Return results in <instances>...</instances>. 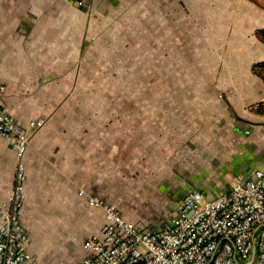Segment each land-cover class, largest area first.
<instances>
[{
	"label": "crops",
	"instance_id": "obj_1",
	"mask_svg": "<svg viewBox=\"0 0 264 264\" xmlns=\"http://www.w3.org/2000/svg\"><path fill=\"white\" fill-rule=\"evenodd\" d=\"M260 30L264 0H0L2 104L30 139L21 217L41 264H81L100 235L81 191L157 231L188 193L214 199L264 166ZM16 167L1 139L0 201Z\"/></svg>",
	"mask_w": 264,
	"mask_h": 264
},
{
	"label": "built area",
	"instance_id": "obj_2",
	"mask_svg": "<svg viewBox=\"0 0 264 264\" xmlns=\"http://www.w3.org/2000/svg\"><path fill=\"white\" fill-rule=\"evenodd\" d=\"M6 88L0 86V140L10 141L17 156L15 184L8 200L0 201V264H41L29 251L22 222L26 198L24 158L30 139L25 128L3 107ZM44 125L40 120L30 128ZM80 196L103 210L105 224L98 237L85 243L81 264H240L255 252L264 264V166L214 199L188 193L179 214L160 230L128 221L113 204Z\"/></svg>",
	"mask_w": 264,
	"mask_h": 264
},
{
	"label": "trees",
	"instance_id": "obj_3",
	"mask_svg": "<svg viewBox=\"0 0 264 264\" xmlns=\"http://www.w3.org/2000/svg\"><path fill=\"white\" fill-rule=\"evenodd\" d=\"M257 35L264 42V30H260ZM254 72L264 80V62L257 64L254 67Z\"/></svg>",
	"mask_w": 264,
	"mask_h": 264
},
{
	"label": "rangeland",
	"instance_id": "obj_4",
	"mask_svg": "<svg viewBox=\"0 0 264 264\" xmlns=\"http://www.w3.org/2000/svg\"><path fill=\"white\" fill-rule=\"evenodd\" d=\"M125 21V16L124 15H122V13H119L118 15H117V18H116V22H124ZM120 31V35L119 36H121V37H123V35H124V30H119ZM106 33H109L108 31H106Z\"/></svg>",
	"mask_w": 264,
	"mask_h": 264
}]
</instances>
